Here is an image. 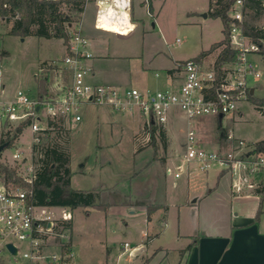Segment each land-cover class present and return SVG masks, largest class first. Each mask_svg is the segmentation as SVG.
I'll use <instances>...</instances> for the list:
<instances>
[{
    "label": "rangeland",
    "instance_id": "374dc122",
    "mask_svg": "<svg viewBox=\"0 0 264 264\" xmlns=\"http://www.w3.org/2000/svg\"><path fill=\"white\" fill-rule=\"evenodd\" d=\"M144 1L132 0L134 13L140 21L138 36L133 42L136 37L134 31L128 35H118L120 44L127 45L125 47L117 45L114 35L104 30L96 31L108 41L97 36L88 40L89 44H94L92 52L99 55L100 76L121 88L162 89L164 86L160 80L165 77L164 70L155 69L163 63L162 56L170 62L173 59L191 58L224 37L221 19L208 15L209 0H152V15L146 12L148 5ZM94 11V4L89 3L79 22L83 33L84 29L95 31L92 26ZM243 20L264 29V9L257 15L247 11ZM11 25L12 21L0 18V51L9 52L1 60L0 68L4 69V75L9 79L8 85L35 95L36 77L49 73L48 89L54 94L60 83L70 80L69 73L58 77L52 69L61 68L51 65L54 60L62 64L60 60L66 55L64 39L8 34ZM261 42L263 45L257 52L264 57V40ZM49 57L57 59H45ZM42 62L45 65L40 68ZM260 67V77L257 81L252 78L251 84H261L263 89L257 90L255 96L264 97V59ZM156 70L159 77L155 76ZM91 77V73L86 75L90 82ZM262 108L264 106L259 107L251 98H247L238 103V108L232 113L233 117L227 115L222 121L217 119L216 122L242 133L247 141L262 139ZM78 112L80 120L64 122L70 130L69 135L65 137L62 134L58 138V142L71 157V185L78 189L99 190L101 202L109 203L111 209L90 208V214L85 213L83 207L71 211L75 264H124L129 259L128 250L122 253L124 242L128 241L131 245L139 243L151 224L162 228V232L154 236L153 246L162 243L171 248H184L187 241L192 239L191 235L196 231L202 232L201 227L204 228L205 224L215 220L230 222L232 215L241 210L238 208L240 204L246 212L253 209L256 198L253 188L258 183H264V169L242 179L239 187L242 189V193H239L242 198L234 201L231 190H238V187L234 183L233 187L230 172L223 171L219 176L221 166L218 163L207 171H201L195 169V163L187 164L182 160L185 135L194 127L182 112L174 110L169 122L163 126L157 125L154 133L144 116L139 118L136 111L135 114L112 111L101 104L85 103ZM161 129L165 130L166 136L160 135ZM2 136L0 131V139ZM30 140V130L26 129L16 138L14 145L2 149L0 159L14 165L9 158L16 148H28ZM29 162L35 165L32 151L25 160V163ZM178 163H182L185 168L181 177L166 174V167L174 168ZM188 168L192 171L189 174L186 171ZM250 187H253L252 190ZM197 197L200 198L197 200ZM258 197L261 209L258 220H264V196ZM195 199L197 210L193 214L191 205ZM131 202L161 206L151 213L152 218L149 220L145 206L136 204L139 207L135 206L134 212H131L126 205ZM63 209L60 206H49L48 211L54 216H60ZM163 219L167 220V226L163 225ZM178 231L185 233L183 239H176ZM174 253L171 256L167 251L155 249L143 253L141 261L142 264H156L165 257L171 260L175 256L181 258L178 251ZM8 255L5 252L4 264H32L22 255L17 260Z\"/></svg>",
    "mask_w": 264,
    "mask_h": 264
},
{
    "label": "built area",
    "instance_id": "2783aa9c",
    "mask_svg": "<svg viewBox=\"0 0 264 264\" xmlns=\"http://www.w3.org/2000/svg\"><path fill=\"white\" fill-rule=\"evenodd\" d=\"M95 2L97 29L107 30L105 25L108 23L123 25L127 17L132 21V0ZM262 3L264 6L263 0ZM121 6L128 8V16L125 10L120 9ZM245 8L246 0H235L229 15L234 20L242 21ZM68 35L66 55L60 60L62 64L54 60L51 65L65 67L70 80L60 83L54 94L49 91L50 96L40 98L37 93L32 95L22 88H10L4 69L0 68V131L8 142L20 125L22 131L16 138L26 129L30 130L29 147L16 148L9 158L29 183L35 177V165L25 163V160L33 152L34 144L39 143L46 130L52 128L50 120L57 121L61 117L69 121L80 120L78 111L82 104H101L112 111H129L132 114L136 111L144 116L148 127L151 123L159 126L167 124L171 113L177 109L191 124L198 117L220 116L235 111L240 101L249 98L251 79L259 78L261 74L259 63L249 55L257 52L259 46L251 42L236 24L231 29L230 37L231 46L238 49L239 54L236 61L224 65L221 76H218L214 63L206 65L203 58H189L178 69L173 83L157 90L121 88L114 84L88 81L86 75L93 71L86 61L93 54L88 50V39L79 22L69 24ZM15 140L11 145L15 144ZM226 140L229 144L227 149L208 148L191 127L187 132L182 160L187 164L195 163V169L201 171H207L218 163L221 171L230 172L236 185L243 178L264 169V152H252L253 144L232 132L227 134ZM184 171L182 163L174 168H166V174L176 178L181 177ZM186 171L188 174L192 172L189 168ZM48 208L32 201L31 188L0 183V264H4L5 252L15 260L22 255L32 264H75L73 247L68 251L63 249V242L70 240L71 231L59 224L60 221L71 220L72 212L64 208L60 216H54ZM9 244L16 247V253L9 249ZM134 248L128 241L124 242V250H128L129 254Z\"/></svg>",
    "mask_w": 264,
    "mask_h": 264
},
{
    "label": "trees",
    "instance_id": "16d2710c",
    "mask_svg": "<svg viewBox=\"0 0 264 264\" xmlns=\"http://www.w3.org/2000/svg\"><path fill=\"white\" fill-rule=\"evenodd\" d=\"M90 0H0V17L5 21H12L8 34L26 37L29 35L51 38H63L66 44L69 38L68 26L72 22H80L85 5ZM151 1V0H149ZM235 0H209L208 14L215 18H220L223 24L224 37L210 45L208 49L201 50L196 56L191 58L202 59L215 48L223 46L218 54L214 66L218 76H221L225 64L237 60L239 50L231 46V29L234 24L241 27L242 33L249 37L251 42L262 47L264 40V29L258 28L244 20L238 21L231 18L229 10ZM151 5V4H150ZM152 7L150 6V9ZM264 9L262 0H246L245 14L247 11L260 14ZM264 54V48L262 49ZM9 54L8 51H0V62ZM185 60L177 61L176 68H180ZM42 62L40 68L44 67ZM169 70V71H173ZM49 73L41 77H36L37 94L40 98L50 96L48 85ZM259 107L264 106V97H257L249 94ZM64 118L57 121L50 120V126L39 143L34 144L35 177L32 183L27 182L18 172V167L10 165L0 159V178L5 184L28 187L32 189V201L37 205L60 206L71 211L77 207H83L85 213H89L90 208L107 210L109 203L101 202L100 191L94 189H78L71 185L73 170L70 167V154L58 142V138L69 135V128L64 125ZM156 124L149 125L150 130L156 131ZM22 131V125L17 127L13 135L8 138L7 146H10ZM54 132V134H52ZM162 137L166 136L164 129L160 130ZM64 140V139H63ZM68 141V138H65ZM7 142L2 137L0 145ZM6 146V147H7ZM252 152H264V139L253 143ZM1 154V152H0ZM254 193L264 196V183H258L253 188ZM144 205L147 211V218L151 219V213L158 209L159 204L135 203ZM261 209L257 211L256 219H259ZM60 225L72 229V221H60ZM60 241V240H58ZM61 242V241H60ZM192 243L180 252L186 253L190 250ZM73 247L72 236L68 242H63L64 251Z\"/></svg>",
    "mask_w": 264,
    "mask_h": 264
},
{
    "label": "crops",
    "instance_id": "0c3cea01",
    "mask_svg": "<svg viewBox=\"0 0 264 264\" xmlns=\"http://www.w3.org/2000/svg\"><path fill=\"white\" fill-rule=\"evenodd\" d=\"M151 1L149 2L144 1V2H146L148 5L147 6L148 9L146 12L152 15L153 7L152 5H150ZM89 3H93L95 6L94 18H93V23H92V26L95 31H86L84 29V35L87 37L88 40L90 37L97 36L98 38H102L103 40L106 39L108 41V39L105 36H102V34L96 31V30H101V29H97L95 27V17H96V10H97V4L95 0L87 1L84 12L86 13V7ZM150 6L152 7L151 9H150ZM134 8L135 6L132 3L131 15H132V21L135 23V28L133 31L135 32L136 37L131 42H133L137 38L138 36L137 30L140 27V21H139V18L134 13ZM104 31H107V30H104ZM107 32H111L112 35H114L117 45H120L123 47L127 46V45L120 44L118 35H128L131 32L125 33V34H120V33L112 32V31H107ZM93 45H94L93 43L89 44V41H88V50L93 54V57L86 61L87 65L90 66L93 71L92 77L90 78L91 82L99 83V84H114L113 81L107 80V78L103 79L100 76L99 72L101 70V63H100V59L97 58V56H99L98 53H93L91 50ZM222 48L223 46H219L215 48L211 53L203 57L205 64L206 65L213 64L218 54L222 50ZM249 55L251 58L255 59L259 63V67H260L261 62L264 59V57L258 52H251ZM257 55L260 56V58H256ZM45 59H57V58L49 57ZM186 59H189V58L173 59L174 61L170 62L167 57L162 56L163 63L161 65H158V67H156L155 69L164 70L163 72L165 73V77L162 80H160L164 88L168 87L171 83H173V81L176 79V76L178 75V68H176L177 61L186 60ZM59 67L61 69H58V70L52 69L53 71H56L58 77L62 76L63 73H66V74L69 73L65 67H62V66H59ZM172 69L174 70L169 71ZM59 70L61 71L59 72ZM155 76L156 77L160 76L157 70L155 71ZM6 79L9 80L7 77ZM253 80L257 81L258 78H254ZM259 89L260 90L263 89V86H261V84H252L251 90H253V95H255L256 91ZM257 97H260V96H257ZM232 113L233 112L225 114V115H220V116H213V115L202 116V117H198L192 120L191 124H193L194 126L192 128L195 131H197L196 133L200 134V135L198 134V136L202 138L201 142L203 145H205L208 148H212V149H220V150L227 149V147H229V144L227 143L226 137L229 132H232L236 137L243 138L246 140L245 136L242 133H239V132L237 133L232 129L225 128L222 125V123L219 125L217 124L216 122L217 119L222 121V119L227 115H230L233 117L234 114L232 115ZM262 113L264 114L263 108H262ZM140 117L141 116L139 115V118ZM218 129H221L220 133L218 132ZM186 138H187V133L185 135L184 144L186 142ZM262 139H264V137ZM262 139L260 138L256 140H250L248 142L253 144L254 142L258 140H262ZM219 171L220 172L218 175L220 176L221 172L223 171L221 170ZM233 183H234V179L232 181V184ZM241 183H242V180H240L239 184L237 185L234 183L235 186L238 187V190L237 189L231 190L232 195L234 196L233 197L234 201L236 199L242 198L240 197L241 195H239V193H242V189L239 188ZM234 184H233V187H234ZM252 188L253 187H250L251 190ZM259 195L260 194L255 195L256 196L255 203H254L253 209L252 208L250 209L251 211H248V212L244 211L243 206L240 204V207L238 208H240L241 210L237 211L234 215H232L230 222H226V221L220 222V221L215 220L208 224H205L204 228L201 227L202 232L196 231L194 234L191 235L192 239L187 241V245L184 248H186L191 243H192V246L189 251L183 254L180 252V250L184 248H180V247L171 248L162 243H159L158 245L153 246L152 242L154 240V236L159 235L162 232V228L161 227L158 228L154 226L153 224L151 225L149 224L150 227L148 228V230L144 231L145 235L142 237L143 240L140 241L139 243H134L133 246H135V248L132 254H129V259L124 264H142L141 255L148 251H154L155 249L157 250L160 249L165 252L167 251L168 253H171V256L173 254L175 255L174 253L175 251H178L179 254L181 255L180 259L176 258L175 256V258H173L172 260L165 257L166 259L164 258L161 261L157 262L156 264H264V220L256 219L257 211L260 206V205L258 206L259 201L257 200L259 199L258 197ZM199 198L200 197H197V200ZM197 200L195 199L191 205L193 214H194L195 209L197 210ZM185 202L189 203V200L185 199ZM126 205L131 209V212H134L135 206L139 207V205H136L133 202L128 203ZM140 206H144V205H140ZM159 206H161V204H159ZM110 209L111 207L109 208V210ZM90 212L91 211L89 210L88 214H90ZM162 222L164 226H167L168 222L166 219H163ZM184 235L185 233L178 231V233L176 234V239L177 240L183 239ZM122 248H123L122 253H124L125 252L124 244ZM121 254H119V256H121Z\"/></svg>",
    "mask_w": 264,
    "mask_h": 264
},
{
    "label": "bare ground",
    "instance_id": "6f19581e",
    "mask_svg": "<svg viewBox=\"0 0 264 264\" xmlns=\"http://www.w3.org/2000/svg\"><path fill=\"white\" fill-rule=\"evenodd\" d=\"M120 9L125 10L128 16V8H124L123 6H121ZM128 18L129 17H127L125 22H123L124 23L123 25L108 23L105 25V27L108 31H112L120 34L129 33L134 30L135 24L131 20H128Z\"/></svg>",
    "mask_w": 264,
    "mask_h": 264
},
{
    "label": "water",
    "instance_id": "95a60500",
    "mask_svg": "<svg viewBox=\"0 0 264 264\" xmlns=\"http://www.w3.org/2000/svg\"><path fill=\"white\" fill-rule=\"evenodd\" d=\"M207 15V14H206ZM251 94H253V90H251ZM8 142H5L3 144L0 145V152L2 151L3 148H5L7 146ZM9 249L13 252L16 253L17 249L15 246H13L12 244L8 245Z\"/></svg>",
    "mask_w": 264,
    "mask_h": 264
}]
</instances>
